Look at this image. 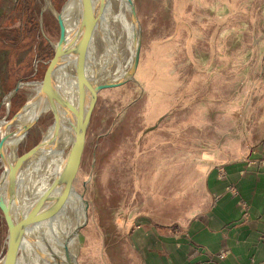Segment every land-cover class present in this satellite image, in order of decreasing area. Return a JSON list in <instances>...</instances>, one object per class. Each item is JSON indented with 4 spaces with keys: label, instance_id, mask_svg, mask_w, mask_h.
Wrapping results in <instances>:
<instances>
[{
    "label": "rangeland",
    "instance_id": "374dc122",
    "mask_svg": "<svg viewBox=\"0 0 264 264\" xmlns=\"http://www.w3.org/2000/svg\"><path fill=\"white\" fill-rule=\"evenodd\" d=\"M67 1L52 0L57 11L67 10ZM134 4L142 30L136 82L99 93L74 182L87 215L78 232L80 264H130L131 230L164 197L163 220L189 213L191 177L216 160L221 140L231 135L215 136L221 131V104H230L231 118L243 102L248 117L253 99L264 98V0ZM44 7V0H0V121H11L9 157L38 144L52 123L47 109L15 145V117L36 95L61 36ZM70 139L58 146L65 165L71 162ZM5 234L0 211V252ZM23 254L18 251L17 264L25 261Z\"/></svg>",
    "mask_w": 264,
    "mask_h": 264
},
{
    "label": "bare ground",
    "instance_id": "6f19581e",
    "mask_svg": "<svg viewBox=\"0 0 264 264\" xmlns=\"http://www.w3.org/2000/svg\"><path fill=\"white\" fill-rule=\"evenodd\" d=\"M92 1L93 6L83 0L67 1L66 14H64V9L62 11L67 28L63 44L67 50L70 49L73 38L77 34L81 52L86 53L89 61L87 76L96 83L104 80L113 82L114 79L123 76L131 61L132 24L130 19L125 16V13L129 14V5L127 0ZM103 1L102 11H99L100 3ZM54 18L59 24V19ZM75 62L76 57H66L63 64L54 67L53 78L49 86L45 87L46 93L43 95L40 90L36 91V95L33 96L34 100H30L28 103L33 101L34 105L31 104L27 107V109L29 108L27 112L31 113L21 114L22 111H20L16 115L15 118L19 123L28 122L32 117L35 118L49 109L48 96L50 94L60 93L66 100L76 104ZM36 87L40 89L39 85ZM44 100L45 106L40 107L41 101ZM58 111H60L61 117L58 131L54 133V129H50L36 154L20 169L16 165V172L14 169L8 174L9 180L12 181L14 177L16 179L15 197L12 199L9 195L11 184L7 178L0 188L5 202L11 204V215L14 221L21 223L24 220L22 227L19 228L20 231L23 228L25 231L19 244V250L26 253V249L30 248L32 255L28 262L22 260L19 264H67L66 251L71 253L72 243L79 241L76 238L72 242L70 234L77 225L82 224L85 220L86 212L83 216L82 201L75 194L69 195L65 190L63 176L66 173V168H70V164L65 165L64 161L68 159H65V156H60L58 152V146L60 145V149L66 145L72 135L73 118L71 112L61 103L58 106ZM10 123L0 121L1 135L8 134L7 129ZM25 127H20L15 145L24 136ZM84 146L85 139L79 151L81 158ZM55 178L57 180L54 186ZM44 193H46L45 198L50 199L46 205L44 204L46 199L40 197ZM40 239L41 241H39ZM37 249L43 253V255L41 253V259Z\"/></svg>",
    "mask_w": 264,
    "mask_h": 264
},
{
    "label": "crops",
    "instance_id": "0c3cea01",
    "mask_svg": "<svg viewBox=\"0 0 264 264\" xmlns=\"http://www.w3.org/2000/svg\"><path fill=\"white\" fill-rule=\"evenodd\" d=\"M229 105L221 104L215 136L231 135L191 177L192 209L163 220L164 197L131 230L130 264H264V98L253 99L248 117L242 102L229 118Z\"/></svg>",
    "mask_w": 264,
    "mask_h": 264
},
{
    "label": "water",
    "instance_id": "95a60500",
    "mask_svg": "<svg viewBox=\"0 0 264 264\" xmlns=\"http://www.w3.org/2000/svg\"><path fill=\"white\" fill-rule=\"evenodd\" d=\"M89 5L93 6L92 0H83ZM129 5V18L132 24V39H133V47L130 51L131 55V61L128 67L126 68V71L124 72L122 77H119L117 79H114V81L110 80H104L103 82H95L93 80H90V78L87 76V68L89 66L88 57L86 56L85 52H81L80 49V43L78 42L79 39L77 37V34L73 38L72 45L70 49H66L64 47V33L67 32V28L63 19V13L61 11H57L56 8L53 5L52 0H44L45 7L42 10V13L47 9L54 17L59 19L58 28L60 31V40L58 43L53 46V55L49 59L47 63V67L44 71V75L42 77L41 82L38 84L40 86V92L44 95L45 87L49 86V83L51 79L53 78L54 74V67L59 64H63L65 62L66 57H76V62L74 66V76L76 81V92H77V102L76 104H72L64 96H62L60 93H55L54 95L48 96V108L51 110L52 113V123L48 128L46 129L43 137L41 138L40 142L36 144L34 147H32L27 152L16 155L14 152L8 159V155L6 154V146L9 138V134L1 135L0 136V162L3 165V171L0 175V188L6 178L8 179V174L10 171L15 169L16 172V165L19 166V169L21 166L24 165L32 156L36 154L39 147L44 143V139L46 135H48L50 129H54V133L58 131L59 123H60V111H58V106L60 103L64 108H67L73 118V122L71 124L72 127V135H71V141L68 145L67 149L69 148L68 157L71 158L70 168L67 173L63 176V183L65 190L69 195L78 194L76 190L74 189V182L76 180L79 168H80V160L81 155H79V151L81 150L85 136L87 135V132L90 129V126L93 121L94 112L97 106L98 96L99 93L103 90H109V89H115L122 87L128 83L136 82V73L139 69V62H140V55H141V42H142V30L141 26L138 20V16L135 9L134 0H127ZM99 11H102V8L104 6V1L100 3ZM42 15V14H41ZM43 19L42 16L40 17V26L42 28L43 26ZM65 48V49H64ZM22 84L19 83L18 86L9 94V98L14 96L18 89L20 88ZM25 107V106H24ZM22 107L20 111L24 108ZM42 115L40 113L34 121L30 124H28L24 131H26L30 126H32ZM11 122V121H10ZM9 122V123H10ZM11 134V133H10ZM14 173V171H13ZM15 174V173H14ZM16 175V174H15ZM57 178L54 180V186L56 183ZM62 180V179H61ZM9 183L11 184L9 195L12 197V199L15 197V183L16 179L15 177L12 178V181L9 180ZM46 193L42 194V198H45ZM80 195V194H79ZM80 198L84 202L82 196L80 195ZM46 199V198H45ZM44 204H48L50 202L49 200H45ZM86 202V201H85ZM11 204H7L5 202V199L2 197L1 191H0V211L2 212V218L3 222L5 224L6 228V234L4 237V242L2 245V249L0 252V264H17V254L19 251V244L21 242V239L23 237V234L25 233L24 228L20 231L19 228L22 227L24 220L19 222H15L12 215H11ZM87 220V215H85V220L82 224L77 225L74 230L70 234V239L73 242L74 239H78V232L83 227L84 223ZM33 226V225H32ZM41 241V239L39 240ZM75 241V240H74ZM79 242V241H78ZM79 243H72V249L71 253L69 251H66V260L67 264H80L78 261V245ZM38 255H40V259L43 255L41 250L37 249ZM42 253V255H41Z\"/></svg>",
    "mask_w": 264,
    "mask_h": 264
},
{
    "label": "flooded vegetation",
    "instance_id": "af4514ba",
    "mask_svg": "<svg viewBox=\"0 0 264 264\" xmlns=\"http://www.w3.org/2000/svg\"><path fill=\"white\" fill-rule=\"evenodd\" d=\"M94 42V41H93ZM106 46V45H105ZM36 89V91H38L39 90V87H36L35 88ZM45 97V96H44ZM30 100H34V97H32ZM31 104H33V101L30 103V104H28L23 110H22V112H21V114H30L31 112H27L28 110H29V108L27 109V107L28 106H30ZM45 100L44 101H41V103H40V107H44L45 106ZM34 105V104H33ZM50 110V109H49ZM34 111V110H33ZM44 112V111H43ZM50 112H51V110H50ZM52 114V113H51ZM34 117H32L28 122H23V124H21V123H18V128L16 129V133H17V135L19 136V132H20V127H25L26 125H28V124H30V123H32L31 121H32V119H33ZM3 124V123H2ZM18 138V137H17ZM17 138H16V141H15V143H17ZM23 138V137H22ZM26 253H24V256L26 257V258H24L25 259V262H28L29 260V257H30V255H32L31 254V249L30 248H28V249H26V251H25ZM20 261H22V260H20Z\"/></svg>",
    "mask_w": 264,
    "mask_h": 264
}]
</instances>
